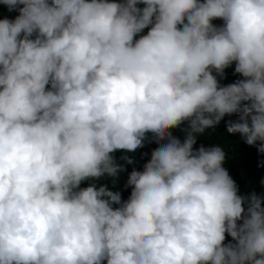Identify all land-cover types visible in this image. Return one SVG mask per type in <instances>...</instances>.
<instances>
[{
	"label": "clouds",
	"instance_id": "clouds-1",
	"mask_svg": "<svg viewBox=\"0 0 264 264\" xmlns=\"http://www.w3.org/2000/svg\"><path fill=\"white\" fill-rule=\"evenodd\" d=\"M0 4L19 13L0 19V264H264V194L193 147L236 114L226 131L264 154V0ZM233 62L243 79L221 85ZM149 133L126 200L80 187Z\"/></svg>",
	"mask_w": 264,
	"mask_h": 264
},
{
	"label": "trees",
	"instance_id": "trees-1",
	"mask_svg": "<svg viewBox=\"0 0 264 264\" xmlns=\"http://www.w3.org/2000/svg\"><path fill=\"white\" fill-rule=\"evenodd\" d=\"M143 7V5H139ZM19 13L17 11H9L6 6L0 4V19L8 18L14 19ZM214 25H222L223 21L220 19H214L212 21ZM148 29H144L141 33L137 34L136 38L140 35L146 34ZM235 63L224 70L223 78L217 77L221 85H227L235 82L237 79H243L239 74H234ZM215 75V73H213ZM238 116L233 114L231 116L225 115V117L214 128L206 129L202 134H198L196 137V144L194 148H198L203 145L210 147L214 145L221 146L225 153L226 158L223 167L228 171L231 178L238 186L240 195H248L255 191L258 194H264V154H260L257 151V146H249L244 143L239 133L230 134L226 131V122L229 120H236ZM187 122L180 125L179 128L170 129L173 136L183 140L184 132L181 129L185 128ZM158 145L153 141L152 134H148V138L144 142V146L138 148L134 152L116 151L112 155L116 158L118 164L124 165V171L117 174L115 178L103 176L99 180L83 181L80 185L81 188L87 187L90 183H95L97 187L100 185H107L109 189H114L120 192L121 199L126 200L131 192V187H125L128 174L133 170L142 171L143 166L151 157V152ZM121 156H128L133 160L132 164L125 163L120 159ZM115 180V185H113ZM264 206V204H262ZM117 207V205H114ZM246 207V206H245ZM239 223V222H238ZM234 243L232 238L225 234L224 243Z\"/></svg>",
	"mask_w": 264,
	"mask_h": 264
}]
</instances>
